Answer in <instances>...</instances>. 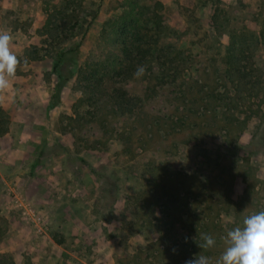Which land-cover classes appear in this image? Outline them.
Segmentation results:
<instances>
[{
    "label": "rangeland",
    "instance_id": "1",
    "mask_svg": "<svg viewBox=\"0 0 264 264\" xmlns=\"http://www.w3.org/2000/svg\"><path fill=\"white\" fill-rule=\"evenodd\" d=\"M161 1L170 29L177 32L176 38L167 32L165 42L180 52L177 63L186 84L172 119L156 123L157 113L147 110L134 120L118 112L107 115L106 102L99 116L78 74L58 92L51 72L55 47L38 32L46 19L44 4L19 0L17 7H5L0 0V31L11 34L10 48L20 61L14 76L22 81L14 86L23 96L43 73L52 98L48 116L37 120L44 126L34 136L38 145L23 134L19 159L0 146L5 153L0 156V251L13 253L16 264H185L194 255L188 254L192 230L184 226L201 211L214 219L219 214L222 221L208 255L215 264L227 230L264 211V91L244 112L222 114L224 109L209 103L222 86L232 90L225 69L232 45L248 47L241 63L261 69L253 79L264 82V0ZM124 2L83 3L79 12L98 14L78 56L65 58V75L118 50L114 33L102 32ZM38 61L45 62L42 68L33 65ZM132 83L138 91L140 84ZM3 92L0 136L10 130L13 107L23 103L22 96L12 100Z\"/></svg>",
    "mask_w": 264,
    "mask_h": 264
},
{
    "label": "trees",
    "instance_id": "2",
    "mask_svg": "<svg viewBox=\"0 0 264 264\" xmlns=\"http://www.w3.org/2000/svg\"><path fill=\"white\" fill-rule=\"evenodd\" d=\"M41 1L44 4L46 19L38 32L44 37L45 42L48 41V44L55 47L52 72L57 75L58 92L62 90L70 76L78 74L85 90L90 94L93 109L96 113L98 111L99 116L106 102L109 106L104 113L107 115L118 112L119 115H126L134 120L137 117L140 119L141 113L145 114L147 110L157 113V115L153 114L156 123L172 119L170 112L177 110V98L185 94L183 88H180L186 83L181 78L182 72L177 63L180 52L172 45L173 42L170 44L165 42L169 36L167 32L170 31L175 38L177 32L170 29V20L165 13V4L161 0H125L120 15L112 18L108 30L106 27L102 32L103 36L109 35L111 31L114 33L118 50L111 55L108 54L107 57L88 60L80 69L72 68L69 76L64 74L62 68L65 58L69 54L78 56L85 34L98 11L93 15L92 10L79 12L86 0ZM90 15H92L91 19H89ZM14 21L18 22L17 19ZM18 27L16 25L14 29ZM20 29L23 31L26 28L22 26ZM79 37L81 41L69 46V43ZM247 49L248 47L244 45H232L229 48L225 69L226 72L229 71V84L232 90L228 91L225 85L222 86L220 91L212 93L209 102L215 104V110L224 109L226 112L222 114L231 110L242 112L245 106L252 108L254 98L263 94V79H253V72L259 71L258 73L262 74V70L254 69L252 64L247 68L241 63L242 58L246 57L244 54ZM41 57L43 56L35 59ZM139 65L146 67V73L140 78H135L133 74ZM132 82L140 84L138 91L134 89ZM175 123L179 125L180 120L173 119V124ZM260 129H263V126ZM225 196L231 199L229 194ZM240 202H234L235 206ZM215 218L201 211L190 226H184L185 231L189 228L192 230V249L188 254L208 256L212 253V249H201L198 244L203 243L202 234L213 236L216 230L222 227L219 214ZM3 219L0 216V241L4 234ZM181 221L184 220L180 219L178 223L180 224ZM177 228L176 224L175 230ZM186 249L187 247H183L184 251ZM186 257L188 258L187 254L184 258ZM0 264H16L13 253L0 251Z\"/></svg>",
    "mask_w": 264,
    "mask_h": 264
},
{
    "label": "clouds",
    "instance_id": "3",
    "mask_svg": "<svg viewBox=\"0 0 264 264\" xmlns=\"http://www.w3.org/2000/svg\"><path fill=\"white\" fill-rule=\"evenodd\" d=\"M11 34L0 31V91L10 86V78L15 75L19 59L10 48ZM146 73V67L139 65L135 78ZM201 249L213 248L217 241L210 234H202ZM223 251L215 264H264V211L246 215L242 222L227 230L222 237ZM185 264H213L207 255L194 254Z\"/></svg>",
    "mask_w": 264,
    "mask_h": 264
},
{
    "label": "crops",
    "instance_id": "4",
    "mask_svg": "<svg viewBox=\"0 0 264 264\" xmlns=\"http://www.w3.org/2000/svg\"><path fill=\"white\" fill-rule=\"evenodd\" d=\"M2 3L3 6L5 7L14 4L17 7L19 4V0H4V2ZM38 62L33 63V65L42 68L43 63L45 62L43 61H40L39 63ZM52 66H53V62H52ZM35 79L38 81V85L25 91L24 92L25 94H23V96L21 95V92L24 90L18 91L17 87L14 86V82L22 81L20 80V78H17V76L10 78L9 88L4 90L3 92V97L6 96L9 99L14 100L16 99L17 96L19 98L22 96L23 99V103L21 105H19L17 108H15L16 106H14L12 109L13 122L10 125V130L8 132L7 130L4 131L7 133L0 136V146L1 148H4L2 150L8 153L6 155L16 157L18 159L23 155L22 147L24 146L23 141H25L24 135H26V137L30 136L28 137L30 138L28 142H30L31 145H38L40 143L37 140L36 141L34 140V136H38V133L36 131L44 130V126H41L42 124H40L37 120L42 119L44 116L47 117L52 106V98L50 97L48 92L49 87L42 84V82L44 81L43 73L38 75ZM6 91H8L7 94ZM2 150H0V156L2 153H4V151ZM1 163L2 162L0 158V165Z\"/></svg>",
    "mask_w": 264,
    "mask_h": 264
},
{
    "label": "built area",
    "instance_id": "5",
    "mask_svg": "<svg viewBox=\"0 0 264 264\" xmlns=\"http://www.w3.org/2000/svg\"><path fill=\"white\" fill-rule=\"evenodd\" d=\"M40 218H41V216H40ZM40 218H39V219H40Z\"/></svg>",
    "mask_w": 264,
    "mask_h": 264
}]
</instances>
